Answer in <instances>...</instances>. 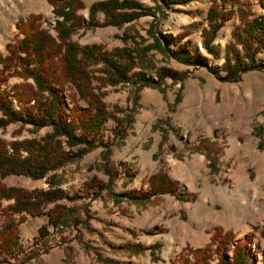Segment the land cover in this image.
<instances>
[{
    "label": "rangeland",
    "instance_id": "374dc122",
    "mask_svg": "<svg viewBox=\"0 0 264 264\" xmlns=\"http://www.w3.org/2000/svg\"><path fill=\"white\" fill-rule=\"evenodd\" d=\"M81 1L83 7L77 12L86 17L87 7L94 0ZM140 1L147 5L153 4L152 0ZM209 1L190 0L184 4H174V8L166 9L165 15L153 26L160 31L169 46L173 45L171 39L174 33L187 32L181 40L189 38L190 59L194 62H181L191 69H184L185 76L181 80L171 81L169 76H165L160 89L145 85L136 90L133 88L132 77L122 84H106L101 87L104 92L102 99L107 107L112 108L113 104L120 107V110L115 111L121 118L120 123H115L110 118L104 121L96 145L76 159L56 168L54 172L57 184L69 193L79 190L82 182L91 176L101 181L102 188L98 191L96 189V195L92 197L85 195L74 200L59 199L73 209L67 211L61 225H47V233L41 237L36 230L38 225L46 223V213L35 216L23 214V220L18 223L20 245L14 256L7 257L8 261H14V264H170L183 258L186 263L191 264L192 255L189 249L195 247L194 241L198 237L190 236L189 229L177 230L173 225H162L163 221L166 223L162 217L165 213L160 212L166 206L165 197L171 199L172 196H180L184 199L177 198L184 200L186 207L196 206L193 201L195 196L185 199L191 192L195 193L192 189H196L202 196L212 197L215 187V200L219 205L225 202L227 193L229 197L240 195L247 204L252 185L259 183V199L264 202V167H256L255 161L250 163L239 160V163L247 162L252 166L242 164L243 167H230L228 164L231 151L241 149L235 142L243 144L244 148L247 145L248 148L252 146L264 164V68L241 70L236 78L224 79L220 76L225 72L221 68L224 45L230 38V29L238 19L235 13L226 19L210 42L211 52L206 51L200 44V28L205 25L204 15ZM243 1L250 3L253 13L264 17V0H222L226 8L235 7L238 2ZM30 12L36 13L41 25L52 32L51 24L56 16L46 0H0V54L5 53L6 42H13L15 37L21 35L15 22H22ZM97 15L101 19L102 12L99 11ZM151 17L150 14L140 15L120 26L107 24L79 28L70 37L79 43L100 42L105 48H111L124 42L120 38L124 32L134 35L138 33L145 37L141 41L143 45L152 40ZM137 39L138 36L136 41ZM126 42L130 44L131 39L128 38ZM198 52L200 55H197ZM173 59L156 48H150L144 51L134 68L141 67L145 76L155 78L153 67L161 64L171 67L175 60ZM255 59L264 63V46L255 54ZM189 76H193L198 87L212 97L196 98L199 101L196 112L199 111L202 116L216 110L213 117L231 122L232 129L227 131L226 137L215 133L212 137L200 134L191 138L189 131L182 128L181 124H170L167 111L172 110L181 98V82ZM20 79L11 75L4 85L9 88ZM207 86H211L210 92ZM63 87L66 95L70 96L72 87L68 83ZM175 94L179 99L170 109L168 105L172 103ZM80 104L84 105L82 101ZM166 115L168 121H164ZM242 127L245 128L244 131L241 130ZM47 128L44 126L37 131H31L28 124L10 122L0 128V137L12 139L39 136ZM154 130L158 131L160 139L155 151L149 155L148 150L153 139L149 132ZM231 132L239 134L234 137L230 135L234 134ZM253 132L260 134L258 149L255 147L258 137ZM164 141L165 146L162 149L161 144ZM198 154L203 156L202 166L200 165L202 168L198 171V176L189 179L188 187L181 188L182 193H157L147 198L135 199L127 195L129 189H144L148 175L146 163H165L168 158L175 161ZM236 157L232 155L231 162ZM208 161L211 166L216 167L214 172L209 170ZM0 181L6 185H18L27 189L49 185L45 176L31 178L22 174H8L1 177ZM206 181L214 184L211 189L204 188ZM234 185L235 188L232 189ZM9 201L3 199L2 205ZM183 203L181 201L177 209L179 216L185 212ZM219 205L215 207L216 211L222 209ZM13 215L17 219L19 214ZM261 228L264 229V217L245 234L241 230L235 231L236 233L230 231L233 241L247 238L249 264H264V237L259 232ZM138 243L144 247L140 248ZM180 251L181 255L178 254ZM213 261L211 258L210 264ZM0 264L6 263L0 259Z\"/></svg>",
    "mask_w": 264,
    "mask_h": 264
},
{
    "label": "trees",
    "instance_id": "16d2710c",
    "mask_svg": "<svg viewBox=\"0 0 264 264\" xmlns=\"http://www.w3.org/2000/svg\"><path fill=\"white\" fill-rule=\"evenodd\" d=\"M152 1V5H147L140 0H94L88 5L84 17L77 12L83 7L81 0H46L56 16L51 24L52 32L41 25L38 15L33 12L28 13L22 22H15L21 35L13 42H6L5 53L0 54V128L10 122L28 124L31 131L44 126L48 128L39 136L0 137V178L8 174L31 178L45 176L49 185L27 189L0 181V259L6 264L15 263L8 261L7 257L14 256L19 248L18 223L23 220V214L35 216L46 213V223L38 225L36 230L41 237L47 233V225H61L67 211L73 209L59 199L92 197L96 195V189L102 188L101 181L91 176L82 182L79 190L69 193L57 184L54 172L96 145L104 121L110 118L120 123V116L115 114L120 107L116 104L112 108L107 107L101 87L122 84L133 77L136 90L145 85L160 89L165 76H169L171 81L185 76L184 70L164 64L153 67L155 78L145 76L141 67L135 69L144 51L150 48L183 63L194 62L190 59L189 38L181 40L187 32L174 33L173 45L169 46L160 31L153 28L165 15L166 9L190 0ZM99 11L102 12L101 19L97 15ZM234 13L238 21L230 29L221 64L225 72L220 76L224 79L236 78L239 71L247 68H264V63L255 59V54L264 46V17L253 13L248 1L226 8L222 0H210L204 15L205 25L200 28L201 46L211 52L210 42L217 29ZM144 14L152 16V40L143 45L141 41L145 37L138 33L124 32L120 36L124 42L111 48H105L100 42L79 43L70 37L79 28L107 24L120 26ZM128 38L131 39L130 44L126 42ZM11 75L21 79L6 88L4 82ZM67 83L73 90L70 96L66 95L63 87ZM178 99L175 94L168 108H173ZM164 121H168L167 115ZM208 166L211 172L216 170L210 161ZM145 182L144 189L129 190L127 195L135 199L157 193L175 194L179 186L162 166L149 173ZM193 197L194 193H191L185 199ZM3 199L10 201L2 205ZM15 213L19 214L17 219L13 215ZM206 231L209 232L208 241L189 249L191 264H210L211 258L214 259L212 264H249L246 237L233 241L230 230L219 226ZM259 232L264 237V229ZM138 246L144 247L139 243ZM178 254L181 255L182 251ZM170 264L188 263L181 258Z\"/></svg>",
    "mask_w": 264,
    "mask_h": 264
},
{
    "label": "crops",
    "instance_id": "0c3cea01",
    "mask_svg": "<svg viewBox=\"0 0 264 264\" xmlns=\"http://www.w3.org/2000/svg\"><path fill=\"white\" fill-rule=\"evenodd\" d=\"M173 59V58H172ZM174 60V59H173ZM173 65L171 67L178 69V70H191L189 67L185 66L183 63L174 60ZM182 87H181V98L176 103L175 107L172 110L167 111L169 115L170 124L174 126L182 125V128H186L189 131V136L191 138L197 135H204L208 137H212L213 134H219L227 136V131L232 129V123L229 121H222L221 118L216 117L213 115L217 113L216 110L209 111L206 114L201 116V113L198 111L196 112L197 105L199 101L196 98H200L202 96H206L208 98H212L210 95H207L198 87L197 80H193V76L186 77L182 80ZM180 83V84H181ZM208 91H211V86H207ZM213 91L214 88L212 87ZM201 116V117H200ZM208 118V119H207ZM225 118V115H223ZM244 127L241 128L244 131ZM252 130V128H251ZM240 131V130H238ZM241 131V132H242ZM237 132V131H235ZM152 135V142L151 146L148 150L149 155L155 151L157 148L160 134L157 130L154 132H149ZM234 133V132H231ZM255 136L258 137L256 142V149H258V143L260 142V134L253 132ZM239 133L230 134L231 136L237 137ZM235 145H239L241 149H236L231 151V157L228 162L230 167H243L242 164L239 163L240 161H255L256 167H264L262 164V160L259 159L258 154L252 149V146L247 145V148H244L238 142H235ZM165 141L162 142L161 148L164 149ZM234 145H231L233 148ZM162 154V152H161ZM232 155L237 157L236 160L232 161ZM178 160V161H177ZM202 154L198 155H190L188 158H184L182 160L176 159L173 161L172 159H165V163L163 162H155L156 164L146 163V170L148 174L155 171L158 167L162 166L167 174L178 181L179 186L177 190L178 192L182 193L181 188L188 187L189 179L198 176V171L201 170L202 167ZM154 162V161H153ZM231 162V163H230ZM244 166H252L251 164H246ZM234 176V175H232ZM186 182V183H185ZM146 182H144L145 187ZM214 184H210L209 182H204V188L211 189ZM235 188V185L232 189ZM259 188V183L253 184L251 190L249 192L247 198V204L240 195H232L229 197L228 193L226 194L225 202L219 203L215 200L217 190L214 187L212 190V197L211 196H202L203 194L197 193L196 189H192L194 193V202H196V206L188 205L186 207L185 201L180 200L175 196H172L171 199L165 197L164 203L166 206L161 208L160 212H164L165 216L162 217L166 220V223H162V225L172 226L175 229H189L191 230L190 236L198 237L197 241H194V246H201L204 245L208 241V232H206L205 228H211L213 226L222 227V229H228L232 233H236L235 231L241 230L243 233H247L252 226L256 223H260L261 219L264 217V202L259 199V193L257 189ZM130 190V189H129ZM127 190V191H129ZM192 193V192H191ZM162 195V194H159ZM202 196V197H201ZM153 197V196H151ZM201 197V202H200ZM198 200V201H197ZM183 201L182 208L185 209L184 215L179 216V211L177 209L180 207V203ZM220 206L222 209L220 211H216V206ZM186 209L188 211H186ZM159 212V211H158ZM170 221V223H169ZM193 242V241H192ZM190 243V242H188ZM185 242H183V245Z\"/></svg>",
    "mask_w": 264,
    "mask_h": 264
},
{
    "label": "water",
    "instance_id": "95a60500",
    "mask_svg": "<svg viewBox=\"0 0 264 264\" xmlns=\"http://www.w3.org/2000/svg\"><path fill=\"white\" fill-rule=\"evenodd\" d=\"M213 262H214V261H213ZM213 262H212V263H213Z\"/></svg>",
    "mask_w": 264,
    "mask_h": 264
}]
</instances>
